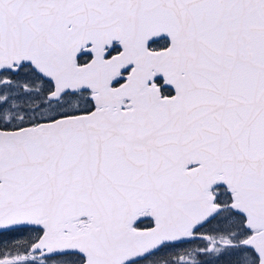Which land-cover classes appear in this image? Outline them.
<instances>
[{"label": "snow or ice", "instance_id": "1", "mask_svg": "<svg viewBox=\"0 0 264 264\" xmlns=\"http://www.w3.org/2000/svg\"><path fill=\"white\" fill-rule=\"evenodd\" d=\"M0 264H264V0H0Z\"/></svg>", "mask_w": 264, "mask_h": 264}, {"label": "flooded vegetation", "instance_id": "2", "mask_svg": "<svg viewBox=\"0 0 264 264\" xmlns=\"http://www.w3.org/2000/svg\"><path fill=\"white\" fill-rule=\"evenodd\" d=\"M154 45H157V44H154ZM210 227V225H206L205 226V228H202V229H200L199 231H200V233L201 234H204L205 233V229L206 228H209ZM22 234H24V236H26V235H28V232L27 231H24V232H22V233H19L18 235L20 236V235H22ZM201 242L200 241H196L195 243H193V244H189V245H193V246H196L197 244H200ZM188 244H185V245H183V246H187Z\"/></svg>", "mask_w": 264, "mask_h": 264}, {"label": "rangeland", "instance_id": "3", "mask_svg": "<svg viewBox=\"0 0 264 264\" xmlns=\"http://www.w3.org/2000/svg\"><path fill=\"white\" fill-rule=\"evenodd\" d=\"M20 236H24V234H22V235H20ZM184 247H195V246H193V245H187V246H184Z\"/></svg>", "mask_w": 264, "mask_h": 264}, {"label": "water", "instance_id": "4", "mask_svg": "<svg viewBox=\"0 0 264 264\" xmlns=\"http://www.w3.org/2000/svg\"><path fill=\"white\" fill-rule=\"evenodd\" d=\"M155 40H158V38H153V40H151L150 42L155 41ZM150 42H149V43H150Z\"/></svg>", "mask_w": 264, "mask_h": 264}, {"label": "trees", "instance_id": "5", "mask_svg": "<svg viewBox=\"0 0 264 264\" xmlns=\"http://www.w3.org/2000/svg\"><path fill=\"white\" fill-rule=\"evenodd\" d=\"M160 42H155L154 44H159Z\"/></svg>", "mask_w": 264, "mask_h": 264}]
</instances>
